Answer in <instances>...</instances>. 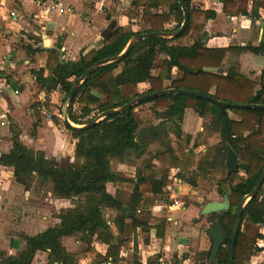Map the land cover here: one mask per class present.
Returning <instances> with one entry per match:
<instances>
[{
	"label": "trees",
	"instance_id": "trees-1",
	"mask_svg": "<svg viewBox=\"0 0 264 264\" xmlns=\"http://www.w3.org/2000/svg\"><path fill=\"white\" fill-rule=\"evenodd\" d=\"M190 1L184 0L189 24L180 35L174 38L140 39L121 60L99 66L80 84L68 105V116L73 123H86L101 111L119 107L136 96L163 88L196 90L232 103L264 104V70L258 82L260 88L254 92L255 81L233 70L222 73L214 69L221 64L227 51L239 48L206 47L202 41L204 27L209 19L215 18L216 13L214 10L192 8ZM221 2L222 11L226 14L235 16L247 13V0ZM132 3L146 5L141 12L142 31H124L122 27L114 25L100 47L80 54L76 61L59 62L55 50L49 51L46 63L49 75L43 76L42 69L35 72L41 87L49 91L59 86L64 102L78 77L95 62L121 53L131 36L141 32L167 30L164 23L169 21L175 22L171 30H176L183 20L177 0H132ZM252 3L251 14L256 15L257 0H252ZM165 5L169 8L168 13L150 10ZM187 33L193 39L191 45L170 43ZM251 49L264 53V40L259 47ZM160 54L164 57L157 63L159 73L152 75L155 58ZM120 64L126 69L127 77H123L122 73L113 74ZM173 68L182 72L180 78L172 77ZM167 79L170 85L163 87V81ZM140 82H147L148 88L143 92H134L133 86ZM145 103L152 104L150 110L161 121L171 122L165 130L169 139L164 149L150 153V158L135 168L133 178H125L112 169L111 161L133 164L135 159L147 152L151 142L160 140L162 136L160 123L151 128H140L134 109ZM74 104L82 105L80 115L73 112ZM187 108L193 109L200 117L211 115L209 127L212 126L220 133L222 148L226 152V145L231 146L240 159L239 168L228 176L224 175L217 186L222 196L226 191L230 192L229 209L207 215L213 223L218 221L225 233V241L216 254V261L218 264H229L230 241L237 209L243 196L253 189L264 166V108L225 107L178 92L163 94L123 112L111 114L87 129L74 130L65 125L71 137L76 140L74 160L66 164L47 157L41 150L27 147L20 141L18 134L13 132L12 146L8 152L0 154V165L12 167L15 181L24 189H29L34 179L41 184L50 182L52 193L59 198L70 199L73 207L57 215L58 224L35 235H23L25 248L17 256L2 258L3 263L30 264L35 252L41 250L48 252L49 264H75L72 255L61 243V238L69 235H78L86 244L84 254L91 257L94 263H101L108 256L114 257L120 246L127 244L131 232H135L137 227L141 231H148L150 223L156 220L150 208L162 194L171 170H184L195 164L192 149L198 144L194 141L191 148L186 147L191 135L183 133L180 125ZM228 110L240 119H230ZM200 164L198 168L206 171ZM239 169L244 174H240ZM109 182L132 183L127 199L110 194L106 189ZM189 182L195 186L194 180ZM106 207L117 212L112 221L117 236H114L110 224L104 218ZM258 225H264L262 186L244 205L234 248V264H241L248 259L257 238L263 237ZM93 238L108 245L105 255L99 254L91 246Z\"/></svg>",
	"mask_w": 264,
	"mask_h": 264
},
{
	"label": "crops",
	"instance_id": "crops-1",
	"mask_svg": "<svg viewBox=\"0 0 264 264\" xmlns=\"http://www.w3.org/2000/svg\"><path fill=\"white\" fill-rule=\"evenodd\" d=\"M47 1L59 2L64 12L54 10L46 12L44 7L37 5L34 0H0V154L10 150L14 132L27 147L41 150L47 157L59 161V156L73 151L76 140L70 134L68 138L69 131L64 130L65 123L57 113L58 102L63 98L59 86L49 91L45 90L37 82L35 72L42 69L43 76L49 75L46 63L51 50H55L56 58L62 62L76 61L80 54L91 48L100 47L104 39L101 34L112 22L115 26L122 27L124 31H142L141 12L146 5L142 3L134 5L132 0ZM221 1H190L192 8L214 10L216 13L215 18L207 21L202 41L209 48L238 47V50L227 51L221 64L214 69L222 73L233 70L246 76L256 82L254 88L256 92L260 88L258 82L264 70V53L253 51L251 48L259 47L264 40V20L254 19L264 7V0H257L256 15L251 14L252 0H247V13L235 16L222 11ZM150 10L168 13L169 8L165 5ZM11 11L15 13L14 16H10ZM174 25V21L165 22L164 28L171 30ZM44 39L49 40L47 47L44 46ZM170 43L191 45L193 39L187 33ZM163 57L164 55L160 54L155 58L152 75L159 73L157 63ZM120 73L123 77L128 76L121 64L113 74ZM181 76V71L172 69L173 78ZM169 85L170 80L163 81V87ZM147 88V82L133 86L134 92L138 93ZM228 116L233 120L240 119L230 110ZM211 119V115L200 117L193 109H185L180 125L182 132L190 134L192 138L191 145L187 148L192 147L196 136L204 130L206 123L209 126ZM210 129L212 135L208 138L209 141L221 142L220 133L212 126ZM203 147V144H199L192 149L193 153L205 150ZM225 158L226 152L222 166H225ZM213 160L214 158L195 160V164L187 169H172L162 194L150 208L156 220L150 223L148 231H141L137 227L135 232H131L130 240L126 245L120 246L114 257L108 256L103 262L94 263L91 257L84 254L86 244L77 235L63 236L62 246L72 255L75 264H153L162 257L172 258L183 264H209L208 253L211 250L212 239L207 231L213 220L208 219L207 215L200 214L201 209L198 206L200 200L195 195L198 183L204 182L201 175L208 174L206 167L211 165V168H214V163L210 164ZM216 161L220 162L217 158ZM199 163L206 171L198 168ZM186 171H194L193 176L186 178L184 174ZM239 173L244 174L240 169ZM189 180H194L195 186L191 185ZM115 183L106 184L107 191L112 195H117ZM28 194L29 191L15 181L12 167L0 165V264H4L2 258L17 256L25 248L23 235H35L59 222L56 217L55 223L32 232V227L37 226V221L44 220L46 216L38 215L36 207L24 204L26 201L24 199H30ZM215 194L216 196L219 194L218 189ZM184 196L191 197L195 202L186 204ZM216 196L208 199L218 200ZM55 202L58 205L57 214L73 207L70 199L57 197ZM116 214L112 208L106 207L104 210V218L110 224L114 236H117V230L112 221ZM27 218L34 221L33 226L24 227L23 221ZM203 222L207 224L205 228L202 227ZM258 228L259 232L264 234V225H258ZM19 234L21 236H18ZM91 246L101 255H105L108 248L107 244L96 238H93ZM262 263L264 250H257L255 246L249 258L243 260L241 264ZM30 264H49L48 252L36 251Z\"/></svg>",
	"mask_w": 264,
	"mask_h": 264
},
{
	"label": "water",
	"instance_id": "water-1",
	"mask_svg": "<svg viewBox=\"0 0 264 264\" xmlns=\"http://www.w3.org/2000/svg\"><path fill=\"white\" fill-rule=\"evenodd\" d=\"M177 2L180 5V8L182 10L183 14V20L180 24V26L176 30H160V31H151V32H141L138 34H134L133 36L130 37L128 43L126 44L124 50L119 53L116 56L113 57H108L101 59L94 64H92L80 77H78L75 82L73 83L70 91L68 92L62 107H61V117L65 123L66 126L70 127L71 129L74 130H81V129H87L90 128L91 126L95 125L97 122L100 120L106 118L107 116L114 114V113H120L125 110H128L132 108L134 105L139 104L141 102L148 101L150 99H153L157 96L167 94V93H172V92H178L181 94H186V95H191V96H196L200 97L203 99H207L217 105L220 106H225V107H233V108H264V104H258V103H232V102H227V101H222L214 98L213 96L209 94L202 93L200 91L196 90H188V89H183V88H163L158 91L150 92V93H144L139 96L134 97L127 103L116 107V108H111L105 111H101L98 114H96L91 120H89L86 123L83 124H75L73 123L68 116V105L72 101L78 87L80 84L89 77V75L97 69L99 66L110 63V62H115L121 60L126 53L136 44V42L140 39H145V38H151V37H164V38H174L178 35H180L188 26L189 24V14H188V9L185 5L184 0H177ZM114 23H110L109 27L103 31L101 36L105 38L109 34V30L113 28ZM49 40L44 39V46H48ZM240 160L235 152V150L229 146L226 145V158H225V176L230 175L232 172L236 171L239 168ZM264 181V166L260 172V175L251 190L250 193L246 194L243 196L241 199V202L239 204V207L236 212V217L235 221L233 224L232 228V235H231V241H230V248H229V264H234V248H235V243H236V238L237 234L241 225V220H242V213H243V208L244 205L247 203V201L252 198L259 190V188L262 186V183ZM229 191H226L225 194H223L221 200H209L207 201L201 208L200 214L201 215H208L211 213H216V212H222L226 211L229 209ZM208 235L212 239V246L210 250V258H209V264H218L216 261V254L219 250V248L222 246V244L225 241V233L223 230L222 225L217 221L214 222L209 228H208Z\"/></svg>",
	"mask_w": 264,
	"mask_h": 264
},
{
	"label": "rangeland",
	"instance_id": "rangeland-1",
	"mask_svg": "<svg viewBox=\"0 0 264 264\" xmlns=\"http://www.w3.org/2000/svg\"><path fill=\"white\" fill-rule=\"evenodd\" d=\"M63 101L60 99L58 102V106H57V113L61 116V107H62ZM152 104L151 103H145L142 105L137 106L134 111L136 112V117L139 121L140 124V128H151L154 127L156 125H158L159 123L162 124L161 128H160V132H161V139L160 140H155L153 142H151L148 147H147V152H145L140 158L135 159L132 163H127V164H118L119 161L117 160H112L111 161V166L113 168V170L117 171L118 174L123 175V177L125 178H133L134 177V172H135V168L138 166H141L143 164V161L146 160L147 158H150V153L155 152L156 150H161L164 149L166 147V142L169 139L167 133H166V129L168 127V125H171L170 121H161V119H159L152 110H150V106ZM82 105L80 104H74L73 106V112L77 115H80V107ZM60 118V117H59ZM62 120V117H61ZM64 124V123H63ZM63 127V125H61ZM204 130L199 133V135L194 139L195 142L199 145L203 144V148L205 150H200L198 153L194 154V158L195 160H210L212 158H217L220 162L218 161H211L210 164L214 163V168H211L207 166L206 168L208 169V171H206L208 174L201 175L203 177L204 182H201L200 184L198 183V188L196 189L197 193L195 196L198 197V199L200 200L198 206L201 209L202 206L209 201L208 198H210L211 196H216L215 191L217 189L218 183L223 179L224 175H225V171L226 168L223 165L222 166V162H223V157L225 155V151L222 148V144L221 142L217 141V142H211L209 141V137L212 135V131L210 129V127L208 126V124L206 123L204 126ZM64 130H67L66 127L64 128ZM162 130V131H161ZM70 133H68V138H70ZM192 139V138H191ZM191 141V140H190ZM188 145H191L190 142L188 144H186V147H188ZM197 145V146H198ZM68 154V153H67ZM62 155L59 156V162L62 164H66L68 162H71L74 160V149L73 151L68 154V155ZM209 162V161H207ZM192 173L194 174V171H186L184 174L186 176V178H188L189 176H193ZM115 185L117 186L116 189V194L118 196H120L121 198H123L124 200L127 199L128 195L131 192L132 189V183L130 182H118L115 183ZM262 188L264 189V182H263V186ZM29 191L28 196L30 197V199H24L26 200L24 204H26V206L32 205L33 207H36L38 210V215H45L46 218L44 220H39L36 223V227H32V232L42 229L48 225H51L53 223H55L56 221V217H57V203L55 202V200L57 199V196H55L52 191H51V183H39L38 180H33V182L31 183L29 189H25ZM212 194V195H211ZM218 198V200L222 199V195L218 194L216 196ZM183 200L185 201L186 204L189 203H193L195 202L193 199H191V197L189 196H184ZM73 205V201H71V206ZM64 206H62L63 208ZM68 209V208H67ZM62 210V209H60ZM66 212V211H65ZM47 214V215H46ZM55 220H54V219ZM23 225L24 227H28V226H33V222L30 219H26L25 221H23ZM207 224L205 222L202 223V227H206ZM18 236H21L20 234ZM78 236V235H77ZM85 248V247H84Z\"/></svg>",
	"mask_w": 264,
	"mask_h": 264
},
{
	"label": "built area",
	"instance_id": "built-area-1",
	"mask_svg": "<svg viewBox=\"0 0 264 264\" xmlns=\"http://www.w3.org/2000/svg\"><path fill=\"white\" fill-rule=\"evenodd\" d=\"M37 5L43 6L44 10L46 12L48 11H58L59 13L64 12V8L59 6V2L57 1H47V0H34ZM67 10H71V8H67ZM15 13L13 11L10 12V16H14ZM254 19H258V21H263L264 20V7H262L259 10L258 17H254ZM264 230V229H263ZM263 237L257 238L255 241V246L257 247V250H264V234H262ZM153 264H183L174 261L172 258H166L162 257L157 259Z\"/></svg>",
	"mask_w": 264,
	"mask_h": 264
}]
</instances>
